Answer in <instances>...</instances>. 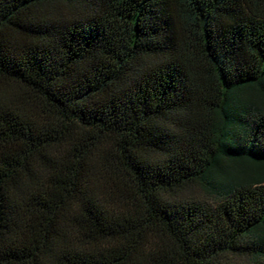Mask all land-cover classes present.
I'll return each mask as SVG.
<instances>
[{"label": "trees", "instance_id": "1", "mask_svg": "<svg viewBox=\"0 0 264 264\" xmlns=\"http://www.w3.org/2000/svg\"><path fill=\"white\" fill-rule=\"evenodd\" d=\"M0 264H264V0H0Z\"/></svg>", "mask_w": 264, "mask_h": 264}]
</instances>
